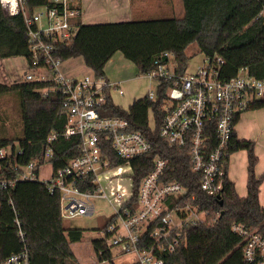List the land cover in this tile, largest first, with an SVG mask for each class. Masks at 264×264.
<instances>
[{"label":"trees","instance_id":"obj_1","mask_svg":"<svg viewBox=\"0 0 264 264\" xmlns=\"http://www.w3.org/2000/svg\"><path fill=\"white\" fill-rule=\"evenodd\" d=\"M25 2L31 10L48 0ZM181 3L184 10L181 17H133L126 21L93 24L78 21L76 33L70 40L60 43L57 54L62 61L81 58L87 70L96 77H104V66L117 50L137 65L139 74L153 69L154 61L162 53L171 52L177 71L183 73L190 59L186 48L195 42L204 56L218 55L223 59L222 78L232 77L240 68H245L250 75L264 79V0H181ZM8 57H23L29 62L28 38L22 15H8L0 6V58ZM50 84L25 81L23 77L10 84L0 82V94L16 92L19 95L22 121L21 136L0 138V148L21 151L0 159V177L13 179L16 173L10 169L11 165H26L37 160L48 135L52 131H63L67 115L62 108L61 93L54 91L42 95V89ZM167 87L168 83L162 82L157 87L155 100L145 94L133 100L127 109L108 96L101 111L103 115L126 117L131 128L143 132L151 143L148 153L120 162L127 163L131 169L134 193L142 177L152 168L153 158L159 155L169 161L167 179L179 182L187 190L182 199H171L198 206L205 212V220L184 225L181 241L173 250L163 252L164 264H248L242 258L241 238L231 226L238 223L264 236V207L259 202L264 173H255L259 161L255 142L240 139L235 128L231 130L223 153L221 189L215 195L207 194L200 187L199 175L191 170L187 150L168 143L159 134ZM262 107L264 100H259L245 111ZM150 110L154 117L153 130L149 127ZM239 118V114L234 117V126ZM210 139L213 145V133ZM79 143V136L57 138L53 144L55 154L49 161L52 171L78 155ZM241 150L247 154L244 197L238 195L234 182L228 177L230 156ZM109 155L111 167L119 164L111 147ZM84 182L83 190L97 189L91 178ZM9 200L13 202L25 233L30 264H79L71 244L80 241L83 232L64 227L59 192L51 193L46 183L27 179H17L12 187L0 190V264L11 252L21 248ZM152 241L150 238L148 245ZM92 246L100 260H111V251L104 238L92 240Z\"/></svg>","mask_w":264,"mask_h":264},{"label":"built area","instance_id":"obj_2","mask_svg":"<svg viewBox=\"0 0 264 264\" xmlns=\"http://www.w3.org/2000/svg\"><path fill=\"white\" fill-rule=\"evenodd\" d=\"M0 6L8 15L21 14L26 26L30 61L23 79L51 83L42 89V95L60 92L67 115L63 131L48 135L37 160L11 165L10 169L16 173L13 179L0 177V190L12 187L17 179L42 181L51 193L59 192L60 212L65 218L91 215L95 211L91 200L105 198L115 205V213L102 230L110 251L115 247L121 254L130 256L128 264H164L163 252L173 250L181 241L184 225L205 220V212L198 206L171 199H182L187 190L179 182L167 179L169 161L159 155L153 158L152 168L134 193L131 169L127 163L120 162L148 153L151 143L143 132L131 128L126 117L101 113L108 96L112 98L114 91L123 94L120 84L96 77L92 72L69 76L61 69L63 61L57 54L58 46L76 33L78 21L81 22L80 2L48 0L30 10L25 0H15L14 5L12 0H0ZM223 62L218 55L205 56L193 71L186 69L180 73L173 54L164 52L154 61L153 69L142 74L156 83L155 92L145 93L151 100L157 97V87L162 82L168 83L159 134L168 143L187 150L191 170L199 175L200 187L209 195L221 189L223 153L235 128L234 117L241 115L251 103L264 100V79L250 75L245 68L232 77L222 78ZM148 117L153 130L151 110ZM211 133L215 139L213 145ZM59 136L66 139L79 136V153L62 167L54 171L51 168V173L41 179L39 168L53 158V144ZM110 147L119 159L115 167L110 166ZM15 153L21 151L0 148V159ZM123 165L130 169L127 195L128 186H122L120 181L124 173H111ZM102 177L106 184L100 183ZM86 178L97 184L96 190L82 189ZM9 203L21 248L11 252L1 264H30L25 233L12 200ZM231 229L241 238L243 260L248 264H264V236L238 223L232 224ZM150 238L153 241L148 245Z\"/></svg>","mask_w":264,"mask_h":264},{"label":"rangeland","instance_id":"obj_3","mask_svg":"<svg viewBox=\"0 0 264 264\" xmlns=\"http://www.w3.org/2000/svg\"><path fill=\"white\" fill-rule=\"evenodd\" d=\"M145 1L150 3V7L141 11L134 10L135 16H138L136 18H158L170 16L181 17L184 12L181 0H171V5L165 6L166 8H164L163 2L160 0ZM136 4L139 5V3ZM186 53L190 57L187 63V69L190 71H193L198 65H200L205 57L204 54L200 52L195 42L191 43L186 48ZM111 57L109 65L113 68V70L121 71L122 73L125 71L129 72L131 70L136 77L130 81L129 85L125 84V94L123 96L119 95L117 92L112 93V99L115 104L127 109L133 100L142 97L148 90L155 92V81L142 76V74H139L137 65L132 64V62H130L124 56L122 51H115ZM11 59H13V61L15 59L13 64V67L16 70L15 74L18 76V78H22L24 76V72L27 69L24 66V58L11 57ZM120 61H125L124 64L126 67L123 66V68ZM20 64H23L25 69L20 67ZM61 69L64 74L70 73L67 74L69 76L75 74L83 75V73L86 71L82 60L79 58L63 61L61 64ZM87 71L90 72L89 70ZM14 81L15 80L10 81L7 84H10ZM255 111L257 110L249 109L242 112L240 121H243L242 123H244L246 121L245 118L253 119L250 114L254 113ZM261 113L262 116H260L258 112H255V119L257 120L258 124H261V129H264V111H261ZM21 135L22 121L19 114V95L16 92L0 94V138H13ZM15 146H17L16 142ZM121 172L124 173L123 177L121 178L122 180H120L122 182V186H128V190L125 192L127 195L129 193V167L127 165H123L120 168L111 171L112 174ZM50 173L51 164L49 162H45L39 168V177L41 179L46 178ZM102 178L103 179L100 180V183L106 184L104 180L105 178ZM91 201L95 207L93 214L76 215L69 218L63 217V225L66 229H80L83 232L82 239L71 244V248L77 257L79 264H128L129 260H131L130 256L121 254V252L115 247L111 248L112 258L110 261L100 260L95 253L92 246V240L104 238L102 230L107 224L110 216L115 213V205L109 203L107 199L100 197L93 198ZM197 214L200 217H204V214Z\"/></svg>","mask_w":264,"mask_h":264},{"label":"crops","instance_id":"obj_4","mask_svg":"<svg viewBox=\"0 0 264 264\" xmlns=\"http://www.w3.org/2000/svg\"><path fill=\"white\" fill-rule=\"evenodd\" d=\"M160 1L163 2L164 8H166L165 6L171 5V0ZM79 2L81 8L80 20L84 24L131 20L133 17H138L135 16L134 10L141 11L150 7V3L145 0H79ZM136 3H139V5ZM111 58L104 66V78L108 81L118 82L123 90V94L121 95L123 96L125 94V84L129 85L130 81L136 77L131 70L123 73L121 71L113 70L109 65ZM14 61L11 57L0 58V82L8 83L18 79V76L15 74L16 70L13 67ZM24 62V66L27 68V61L25 58ZM124 62L125 61H120L122 67L125 66ZM132 64L134 63L132 62ZM24 66L23 64H20V67L24 68ZM87 72L86 69L84 73ZM253 110H257L255 112H258V114L262 116L261 111H264V107ZM255 112L250 114L253 119L245 118L246 121L244 123H242L243 121H240V115V118L235 125V130L238 138L253 140L255 142V152L259 158V161L255 166V173L256 175H261L264 173V129H261V124H258L255 119ZM228 177L234 182L238 195L244 197L246 195L247 182V154L245 150L238 151L230 156ZM259 202L260 205L264 207V181L260 186Z\"/></svg>","mask_w":264,"mask_h":264},{"label":"clouds","instance_id":"obj_5","mask_svg":"<svg viewBox=\"0 0 264 264\" xmlns=\"http://www.w3.org/2000/svg\"><path fill=\"white\" fill-rule=\"evenodd\" d=\"M13 5L15 4V0H12Z\"/></svg>","mask_w":264,"mask_h":264}]
</instances>
